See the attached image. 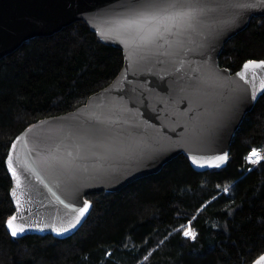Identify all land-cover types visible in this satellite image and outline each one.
Instances as JSON below:
<instances>
[{
	"label": "trees",
	"instance_id": "obj_1",
	"mask_svg": "<svg viewBox=\"0 0 264 264\" xmlns=\"http://www.w3.org/2000/svg\"><path fill=\"white\" fill-rule=\"evenodd\" d=\"M249 59L264 60V14L224 43L219 64L235 72ZM122 63L121 50L82 20L0 58V264H247L264 249V160L245 159L264 151V93L235 131L225 166L196 171L181 153L119 190L88 194L91 210L70 236L10 235L12 140L84 104ZM188 227L195 239L183 234Z\"/></svg>",
	"mask_w": 264,
	"mask_h": 264
},
{
	"label": "water",
	"instance_id": "obj_2",
	"mask_svg": "<svg viewBox=\"0 0 264 264\" xmlns=\"http://www.w3.org/2000/svg\"><path fill=\"white\" fill-rule=\"evenodd\" d=\"M205 2L214 10L195 32L183 37V48L175 55L166 54L175 49L163 42L159 49L140 50L126 47L119 39L101 36V31L108 32L109 22L125 11L122 5L126 0H0V58L28 39L52 35L78 20L86 22L102 43L119 48L123 56L116 77L84 104L40 119L12 140L11 144L16 143L13 163L22 185L17 189L19 211L11 194L16 181L6 165L11 144L4 163L11 178L13 215L18 217L16 223L25 225V231L16 237L27 233L55 237L74 234L91 210V203L85 199L88 194L119 190L158 172L181 153L196 171L215 166L198 167L191 162L193 155L202 159L229 155L231 140L244 115L264 93V71L257 70L255 87L252 83L245 85L248 94L237 101L232 81H239L235 74L243 64L230 72L219 64V55L224 43L244 29L253 16L263 15L264 8H215L218 4H251L258 0ZM209 71L215 79L194 92L190 85L200 82ZM253 91L255 99L251 98ZM99 121L104 123L100 125ZM93 126L109 130L104 138L107 149L96 147L97 142L85 135ZM25 134L27 143L17 141ZM76 145L84 147L78 149ZM67 151L80 157L75 161V171L58 177L41 171L44 183L17 162L18 158L31 167L49 154L65 156ZM57 196L75 207H82L85 201L90 205L80 223L60 236L48 226H67L70 220L74 221V214L65 209Z\"/></svg>",
	"mask_w": 264,
	"mask_h": 264
},
{
	"label": "snow or ice",
	"instance_id": "obj_3",
	"mask_svg": "<svg viewBox=\"0 0 264 264\" xmlns=\"http://www.w3.org/2000/svg\"><path fill=\"white\" fill-rule=\"evenodd\" d=\"M122 7L125 11L109 22L110 27L108 32L101 31L102 37L119 39L126 47L140 50L159 49L163 42L164 46L175 49L174 52L166 54L175 55H178L179 50L183 48V37L195 32L207 17L208 13L214 10L205 0H126V3H124ZM221 7L234 9L264 8V0H258V3L251 4L232 3L228 5L218 4L215 6L217 9ZM257 70L264 71V60L257 61L255 59H249L243 63L241 70L236 72L235 75L239 78V81H243V84L239 83V81H232V84L235 85L233 90L236 93L235 98L237 101L248 94V89L245 85L252 83L253 87H255L254 82ZM249 73H251V76H249ZM214 79L215 74L209 71L204 79L190 85V87L196 92L200 89L202 84ZM261 90L264 91V81H261ZM251 98H256L255 91L251 93ZM103 123V121H99L100 125ZM31 130L32 129H28L29 132ZM108 131L109 130L104 127L93 126L85 135L89 137L90 140H95L97 142L96 147L107 149L108 145L105 143L104 138L108 135ZM17 141L27 143V134L17 137ZM83 147L84 145H76L78 149H82ZM15 149L16 143L13 142L6 157V165L16 181V188L12 190L11 194L15 199L16 210L19 211L20 200L17 198V189H20L22 185L13 163V153ZM79 158L78 154L74 156L72 151H67L65 156L49 154L41 159L38 164H34L31 167H29L28 163L19 161L18 158L17 162L23 163L24 167L28 168V171L36 175L41 183H44L40 175L41 171L47 172L54 177L67 175L75 171V161ZM190 159L192 164L198 167H204L205 164L219 167L220 164L228 160V155L225 153L222 156H214L206 159L198 158L193 155ZM245 159L252 164H257L261 160H264V151L252 148L250 154L245 157ZM249 171H251V169H249ZM45 186L47 187V185ZM49 191H51V188H49ZM224 191H228V189L225 188ZM52 195L56 196V193L52 192ZM56 198L64 205L65 209H69L70 212L74 214V221L70 220L67 226H48L51 227L52 231H54L57 236H60L70 229L75 228V226L80 223L81 217L85 215L90 205L85 201L82 207H75L72 204H66L63 200H60L58 196ZM17 219L18 217L16 215H12L6 222L7 229L12 237H16L18 234L25 231V225L16 223ZM39 230L43 231L44 229L40 228ZM183 234L186 237L195 239V233L190 230V227L184 230ZM145 259H147V257H145ZM247 264H264V249H261L250 258Z\"/></svg>",
	"mask_w": 264,
	"mask_h": 264
},
{
	"label": "built area",
	"instance_id": "obj_4",
	"mask_svg": "<svg viewBox=\"0 0 264 264\" xmlns=\"http://www.w3.org/2000/svg\"><path fill=\"white\" fill-rule=\"evenodd\" d=\"M256 149L260 151L259 148H256ZM250 152H251V151L248 152V154L246 155V157L250 154ZM246 161H247L249 164L254 165V164L250 163L248 160H246Z\"/></svg>",
	"mask_w": 264,
	"mask_h": 264
},
{
	"label": "rangeland",
	"instance_id": "obj_5",
	"mask_svg": "<svg viewBox=\"0 0 264 264\" xmlns=\"http://www.w3.org/2000/svg\"><path fill=\"white\" fill-rule=\"evenodd\" d=\"M187 229H189V227H188ZM187 229H186V230H187Z\"/></svg>",
	"mask_w": 264,
	"mask_h": 264
},
{
	"label": "bare ground",
	"instance_id": "obj_6",
	"mask_svg": "<svg viewBox=\"0 0 264 264\" xmlns=\"http://www.w3.org/2000/svg\"><path fill=\"white\" fill-rule=\"evenodd\" d=\"M184 229V228H183ZM182 230V229H181ZM141 263V262H140Z\"/></svg>",
	"mask_w": 264,
	"mask_h": 264
}]
</instances>
